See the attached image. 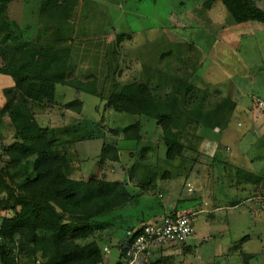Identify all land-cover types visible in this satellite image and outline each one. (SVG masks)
I'll return each instance as SVG.
<instances>
[{
    "label": "rangeland",
    "instance_id": "rangeland-1",
    "mask_svg": "<svg viewBox=\"0 0 264 264\" xmlns=\"http://www.w3.org/2000/svg\"><path fill=\"white\" fill-rule=\"evenodd\" d=\"M71 1L67 22L65 19L51 20L52 17L40 13L41 0H10L6 11L15 28L29 26L28 35L35 34L40 22L43 26V19L51 25L42 35L56 36L62 32L71 36L70 79H87L90 85L103 92L104 97L59 83L56 102L52 105L33 103L32 108H28L24 104L20 106L17 101L11 103L9 107L14 105L13 108L7 109L5 116H0V192L9 191L13 197L19 196V190L10 186V173H14L18 166L9 165L5 150V145L11 141V133L16 128L23 131L49 122L53 126L73 124L77 128L85 127L86 131L93 129L98 135L81 141L74 139L68 144L73 178L104 175L130 182L131 178H136L131 182V191L142 194L144 202L128 204L121 210L123 215L115 213L118 221H125L126 216L136 219L137 209L148 204V199L151 203L147 211L143 210L144 215L162 213L150 218L174 211L177 203L175 210L179 212H186L183 211L185 207L198 205L197 199L191 200L187 196L199 193L198 186L190 180L193 176L197 178L206 174L212 178L214 187L218 177L223 194L230 195L227 178L234 179L235 188L236 184L240 187L243 182L235 173L237 166L232 165L233 159L226 158H230L229 151H233L234 142L246 132L255 137H249L253 148L250 155L243 158L248 163L241 166L244 167L243 175L254 177V181L261 176L259 182H264V146L260 145L264 142V22L236 21L222 0H214L210 7L205 5L206 0ZM253 1L264 9V0ZM61 22L67 26L58 28L57 24ZM118 34H123L121 41ZM2 64L0 59V66ZM109 69L112 72L110 77L107 74ZM135 80H148L152 90L160 88L161 93L153 92L155 97L162 98L175 88L179 80L187 82L175 102L171 130L185 145L184 154L174 158L182 165L177 166L167 158L163 130L156 119L146 114L116 111L106 105L108 96L120 91L116 82L123 85ZM9 89L20 94L13 76L0 72L1 108L7 102L6 90ZM75 98L83 99L81 111L63 106L62 102ZM138 119L142 121L144 134V139L139 142L125 138L122 131V127ZM215 120L219 122L216 133ZM70 135L68 132L57 133L56 139L70 138ZM257 141H262L260 147L254 146ZM217 147L231 149L219 155L222 161L218 159ZM224 157L226 162L222 159ZM251 158L254 166L250 164ZM148 169H151L149 174ZM21 174L16 177L17 184L25 176ZM250 193L252 191L238 192L239 203H245L239 207L242 213L239 211L234 223L223 228V242L214 239L204 243L201 240L194 247L191 245L194 240L189 237L187 242L191 248L185 247L186 241H178L141 257L153 264H264V209L259 207L264 193L257 189ZM30 205V201L26 202L22 208L27 209ZM3 206L0 200V223L4 215L13 212L11 207ZM166 206L170 208L168 211ZM225 213L223 210L220 215L227 220ZM144 222H139L135 228ZM106 233L105 237L111 241H100L105 252L101 264H115L120 258L119 243L125 233L116 226ZM9 246L13 250L0 256V264H39V260L23 248L21 238L12 240ZM122 263L127 264L128 260Z\"/></svg>",
    "mask_w": 264,
    "mask_h": 264
},
{
    "label": "trees",
    "instance_id": "trees-1",
    "mask_svg": "<svg viewBox=\"0 0 264 264\" xmlns=\"http://www.w3.org/2000/svg\"><path fill=\"white\" fill-rule=\"evenodd\" d=\"M41 1L40 13L52 17L51 20L65 19L67 22L70 6L73 4L71 0ZM213 1L206 0L205 5L210 7ZM222 1L236 21L264 22V9L258 7L253 0ZM8 3L10 0H0V59L3 62L0 72L13 76L20 94L6 90L8 98L5 106L0 107V116H5L9 105L15 101L20 106L24 104L31 108L33 103L42 105L48 102L52 105L56 102L59 83L104 95L95 85H90L87 79H70L68 61L72 50L69 42L71 36L62 32L56 36L42 35L44 29L51 25L43 19V26L40 22L35 28V34L28 35L29 26L14 27L13 20L6 11ZM57 26L64 28L67 25L61 22ZM119 35L121 41L123 34ZM111 73L109 69L108 77ZM116 83L120 91L108 96L106 105L116 111L146 114L156 119L163 130L167 158L174 159L177 155H183L185 145L176 139L171 130L175 102L182 92L183 84L187 82L179 80L175 88L165 94V98L155 97L153 92L157 90L158 94L161 93L160 88L152 90L148 80L125 82L123 85ZM83 103L81 98L62 102L64 107L78 111L83 108ZM11 106L13 108L14 105ZM49 123L37 124L23 131L16 128L11 133V141L5 145L9 165L18 166L14 173H9L12 181L10 186L19 190V196L13 197L9 195V191L0 192L3 207L13 209L11 214L4 215L0 223V256L10 254L13 249L9 243L21 238L23 248L32 253L39 260V264H101L105 259V252L100 241H111L105 234L112 226H116L122 228L125 237L119 243L120 258L115 264H123L122 261L130 258L127 248L132 238L127 232L134 229L139 222H146L149 216L158 214L156 212L146 216L143 213V210L147 211L151 199L142 208L140 205L136 219L126 216L125 221L116 220L114 214L123 215L121 210L128 204L134 201L144 202L141 200L142 194L131 191V182L136 178H131V182L128 179H110L104 175L91 176L89 179L73 178L72 154L67 149L68 144L74 139L81 141L98 135L92 128L91 131H86L85 127L77 128L73 124L53 126ZM142 130L140 119L122 127L125 138L138 142L144 139ZM62 132L70 133V138L57 140L56 134ZM21 172L25 176L17 184L16 177L22 175ZM29 201L30 207L23 209L22 205ZM246 238L247 236L244 240ZM140 264L153 262L141 257Z\"/></svg>",
    "mask_w": 264,
    "mask_h": 264
},
{
    "label": "crops",
    "instance_id": "crops-1",
    "mask_svg": "<svg viewBox=\"0 0 264 264\" xmlns=\"http://www.w3.org/2000/svg\"><path fill=\"white\" fill-rule=\"evenodd\" d=\"M215 123L216 124L214 126V132L216 133V132H218L217 128H219V126H218L219 122L215 120ZM249 133L250 132L244 133L236 142H234L233 151L231 149H228V148L226 149V147H224V148L223 147H217L216 148L218 159H220L219 155H221L224 151L227 152V150L228 151L231 150V151H229V154L231 155L230 158H226V159H233V162H231V161L230 162L232 163V165L234 164L235 167L237 166L235 173L238 176L239 180H241L243 182L240 186L241 188L237 184H236L237 188H235L233 186V183H235L234 179L232 180V179L227 178V181L228 182L230 181L229 184H230L231 193H230V195H226V194H223L221 188L218 185L219 184V182L217 181L219 179L218 177H217V179L215 178L216 179L215 180V187H214L212 178L208 177L206 174H204L205 176H202V177L198 176L197 178H194V176H193V179L192 178L190 179L195 184V186L196 185L198 186L199 193L197 196H191V195H187V196H189L191 200H193V198L197 199L195 201L198 202L197 203L198 205L185 207L183 209V211H186V212L187 211L188 212L195 211V214H196V216L194 218L195 233L193 236L190 237L191 239L194 240V242H192L193 244H191L194 247H197L196 245L200 244L202 241L205 243L208 240L216 239V240H221L223 242L224 238H223V236H221V234H223V228L224 227L228 228L229 227L228 224L230 222L234 223V219H236L235 217L238 216L239 211L241 212V210H239V207L245 203V201H241L239 203V200L237 198L239 191L241 193L251 192V191H252V193H254L255 190L257 189L258 191H261V193H264L262 191L264 189V182L263 183L259 182L262 179L261 176L259 177L260 179L258 178V180L255 179V181H254L253 180L254 177H252V179H251V177L248 178L247 176L243 175L242 169L244 167H241V166L243 163L248 164L247 161L245 162L243 160V158L247 157V155H250L249 151L251 150V152H252V148H253L252 144H250L249 137H255ZM260 142H262V141H260ZM260 142L257 141V143L254 144V146L260 147L259 146ZM262 143H264V142H262ZM262 143L260 145L264 146V144H262ZM222 159L224 160L225 157ZM171 161L175 162V159L174 160L171 159ZM225 162H221V163L225 164ZM180 163L175 162V165L180 166L183 164V163L182 164H180ZM250 164L254 166L253 158H251ZM225 165H228V163ZM249 169H251V167ZM150 170L151 169H148V174H149ZM247 171H251V170H248V168H247ZM247 171H245V172H247ZM240 172H241V174H240ZM165 173H167V175H170L169 171H166ZM248 179L250 180V182ZM221 182L224 183V180H221ZM190 184L192 185L191 182H190ZM195 186H193L192 190L195 189ZM254 187H255V189H254ZM233 193L235 194V196L233 195ZM252 193H250V194H252ZM177 206H178V203H177V205H174V210H175V207L177 208ZM166 208H167L166 211H168V209H170L167 206H166ZM180 210H182V209H180ZM223 210H226L225 214L228 216L227 220H226V218L222 217V215H220ZM157 213L162 214L161 212H157ZM150 217H148V220L154 219V218H150ZM239 217H240V215H239ZM195 219H196V221H195ZM225 239H227V238H225ZM186 243L187 244L185 245V247L191 248V245L187 241H186ZM226 243L228 245V242H226ZM169 245H173V244H169ZM162 247H166V245L161 246V247H155L151 251L156 250L158 248H162ZM214 251H215V249H214Z\"/></svg>",
    "mask_w": 264,
    "mask_h": 264
},
{
    "label": "built area",
    "instance_id": "built-area-1",
    "mask_svg": "<svg viewBox=\"0 0 264 264\" xmlns=\"http://www.w3.org/2000/svg\"><path fill=\"white\" fill-rule=\"evenodd\" d=\"M260 206L264 209V200L259 201ZM194 218V211L169 212L129 230L128 235L132 239L127 248V254L130 256L127 264H136L137 261L140 264L141 255L150 253L155 247L187 241L195 231Z\"/></svg>",
    "mask_w": 264,
    "mask_h": 264
}]
</instances>
